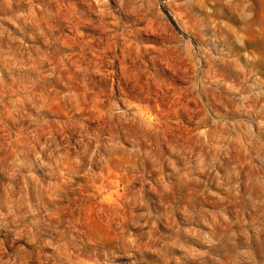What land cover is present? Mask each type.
I'll return each instance as SVG.
<instances>
[{"label":"rangeland","instance_id":"obj_1","mask_svg":"<svg viewBox=\"0 0 264 264\" xmlns=\"http://www.w3.org/2000/svg\"><path fill=\"white\" fill-rule=\"evenodd\" d=\"M0 264H264V0H0Z\"/></svg>","mask_w":264,"mask_h":264}]
</instances>
